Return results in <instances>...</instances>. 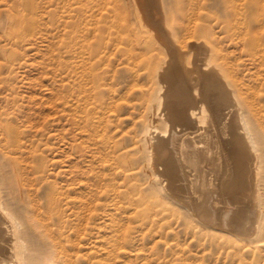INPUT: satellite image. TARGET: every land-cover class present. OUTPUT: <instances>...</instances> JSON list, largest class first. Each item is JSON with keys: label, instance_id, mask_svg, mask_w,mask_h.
<instances>
[{"label": "rangeland", "instance_id": "374dc122", "mask_svg": "<svg viewBox=\"0 0 264 264\" xmlns=\"http://www.w3.org/2000/svg\"><path fill=\"white\" fill-rule=\"evenodd\" d=\"M162 4L171 42L220 43L264 112V0ZM133 10L128 0H0V159L30 171L74 264H264V250L163 211L140 173L134 140L148 78L134 86L125 48L162 43V33L140 28ZM111 84L122 110L110 108Z\"/></svg>", "mask_w": 264, "mask_h": 264}, {"label": "bare ground", "instance_id": "6f19581e", "mask_svg": "<svg viewBox=\"0 0 264 264\" xmlns=\"http://www.w3.org/2000/svg\"><path fill=\"white\" fill-rule=\"evenodd\" d=\"M128 2L140 28L162 33V43L125 48L134 86L148 78L134 140L140 173L163 211L177 208L222 237L264 250V112L254 87L220 43H172L162 0ZM115 91L111 84V110L121 109ZM29 174L10 154L0 159V264H74L59 250ZM50 203L56 209L59 202L54 196Z\"/></svg>", "mask_w": 264, "mask_h": 264}]
</instances>
